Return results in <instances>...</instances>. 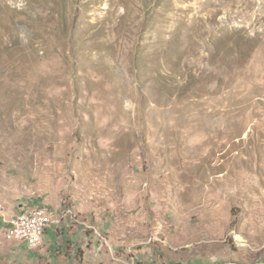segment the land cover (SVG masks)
<instances>
[{"label": "rangeland", "instance_id": "374dc122", "mask_svg": "<svg viewBox=\"0 0 264 264\" xmlns=\"http://www.w3.org/2000/svg\"><path fill=\"white\" fill-rule=\"evenodd\" d=\"M22 204L66 220L28 248L0 216V264H264V0H0Z\"/></svg>", "mask_w": 264, "mask_h": 264}, {"label": "built area", "instance_id": "2783aa9c", "mask_svg": "<svg viewBox=\"0 0 264 264\" xmlns=\"http://www.w3.org/2000/svg\"><path fill=\"white\" fill-rule=\"evenodd\" d=\"M0 206V216L7 226V237L26 243L28 248L37 247V236L40 230H46L53 222L49 218H42L40 215L28 213L25 205L20 206L17 212H3Z\"/></svg>", "mask_w": 264, "mask_h": 264}, {"label": "bare ground", "instance_id": "6f19581e", "mask_svg": "<svg viewBox=\"0 0 264 264\" xmlns=\"http://www.w3.org/2000/svg\"><path fill=\"white\" fill-rule=\"evenodd\" d=\"M25 210L28 213H32V214H36V215H40L42 218H49L47 215V211L43 208H39V207H29V206H25ZM44 230H40V232H38V236H37V245L39 244V241L43 235Z\"/></svg>", "mask_w": 264, "mask_h": 264}, {"label": "crops", "instance_id": "0c3cea01", "mask_svg": "<svg viewBox=\"0 0 264 264\" xmlns=\"http://www.w3.org/2000/svg\"><path fill=\"white\" fill-rule=\"evenodd\" d=\"M48 213V212H47ZM48 216H49V219L50 220H53V222H57V221H59V223L62 221V222H64L65 220H66V218L64 217V215L61 217V219L59 220V219H53V218H51V215L48 213ZM64 217V218H63ZM78 224H80V223H78ZM49 226V225H48ZM65 226V225H64ZM49 228V227H48ZM48 228H46V229H48ZM44 231H46V230H44ZM41 240V239H40ZM40 242V241H39ZM94 246H97V244L96 245H94ZM97 249V248H96ZM96 255H99L98 253H96ZM81 256V255H80Z\"/></svg>", "mask_w": 264, "mask_h": 264}, {"label": "trees", "instance_id": "16d2710c", "mask_svg": "<svg viewBox=\"0 0 264 264\" xmlns=\"http://www.w3.org/2000/svg\"><path fill=\"white\" fill-rule=\"evenodd\" d=\"M22 205H25V206H29V205H27V204H22ZM29 207H39V208H43V209H45L47 212H48V210L46 209V208H44V207H41V206H29ZM77 213V212H76ZM71 218L73 219H75V217H78L76 214H74V213H72V211H71ZM76 221H78L77 219H75ZM57 222H59V221H57ZM87 228V227H86ZM86 228H84L85 230H87L88 231V229H86Z\"/></svg>", "mask_w": 264, "mask_h": 264}]
</instances>
